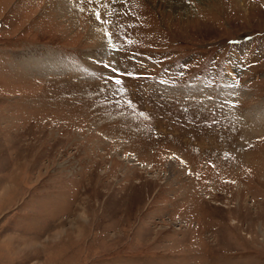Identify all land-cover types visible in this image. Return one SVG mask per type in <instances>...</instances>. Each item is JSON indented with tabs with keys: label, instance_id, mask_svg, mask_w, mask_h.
<instances>
[{
	"label": "rangeland",
	"instance_id": "obj_1",
	"mask_svg": "<svg viewBox=\"0 0 264 264\" xmlns=\"http://www.w3.org/2000/svg\"><path fill=\"white\" fill-rule=\"evenodd\" d=\"M0 264H264V0H0Z\"/></svg>",
	"mask_w": 264,
	"mask_h": 264
},
{
	"label": "snow or ice",
	"instance_id": "obj_2",
	"mask_svg": "<svg viewBox=\"0 0 264 264\" xmlns=\"http://www.w3.org/2000/svg\"><path fill=\"white\" fill-rule=\"evenodd\" d=\"M89 2H91V0H89ZM96 18L99 20V19H100V15L97 14ZM106 67H108V66L106 65ZM112 70H113V72L116 71V69H112ZM126 75H131V73H126ZM115 82H116L117 84L121 83V81H120L119 79H116Z\"/></svg>",
	"mask_w": 264,
	"mask_h": 264
},
{
	"label": "bare ground",
	"instance_id": "obj_3",
	"mask_svg": "<svg viewBox=\"0 0 264 264\" xmlns=\"http://www.w3.org/2000/svg\"><path fill=\"white\" fill-rule=\"evenodd\" d=\"M59 66V65H58ZM55 67V66H54Z\"/></svg>",
	"mask_w": 264,
	"mask_h": 264
}]
</instances>
